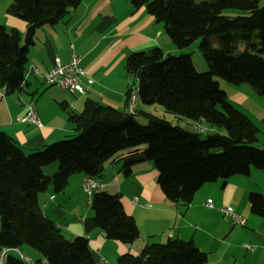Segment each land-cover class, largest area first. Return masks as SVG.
<instances>
[{"label": "trees", "instance_id": "obj_1", "mask_svg": "<svg viewBox=\"0 0 264 264\" xmlns=\"http://www.w3.org/2000/svg\"><path fill=\"white\" fill-rule=\"evenodd\" d=\"M81 0H13L7 11L22 19V35L0 24V85L7 92L20 90L25 79L28 49L35 31L57 23ZM259 0H132L144 5L161 23L171 42L184 48L200 39L199 49L208 71L195 69L190 53L171 55L154 46L132 51L125 61L128 76L127 104L134 88L138 99L134 113L84 100L80 112L69 111L76 134L24 152L0 131V250L29 247L50 264H96L85 236L68 238L46 218L37 203L39 192L52 185L63 191L75 172L99 178L103 163L143 155L157 170V183L171 201L188 204L204 183L234 174L264 169V149L256 145L258 129L249 117L233 106L213 76L233 84H247L264 96V4ZM224 8L246 10L247 15L228 17ZM213 36L216 46L213 45ZM158 105L165 112L195 122H207L219 132L201 138L199 133L171 123L137 105ZM138 108V109H137ZM139 113L145 123L134 119ZM223 132V133H221ZM122 153V154H121ZM118 156V157H117ZM57 162L51 175L43 166ZM128 161L122 164L131 172ZM250 210L264 213V196L249 194ZM93 223L108 239L131 243L139 237L132 215L124 210L119 194L95 190L91 195ZM10 252L3 264H22ZM206 255L191 240L168 239L146 244L138 254L119 255L116 264H205Z\"/></svg>", "mask_w": 264, "mask_h": 264}, {"label": "crops", "instance_id": "obj_2", "mask_svg": "<svg viewBox=\"0 0 264 264\" xmlns=\"http://www.w3.org/2000/svg\"><path fill=\"white\" fill-rule=\"evenodd\" d=\"M12 2L0 0V24L15 27L23 35L25 22L7 11ZM154 46L169 54L178 49L144 5L136 7L132 0H81L57 23L36 29L34 43L28 49L22 87L0 95V131L17 142L24 152H31L74 136L77 132L68 120L69 111L80 112L86 98L127 111L126 57L132 51ZM72 53L80 58L79 65L93 80L87 84L81 79L82 93L43 81L42 75L52 67L55 57L68 62ZM35 69L40 73L36 74ZM218 83L227 100L239 110L242 111L243 102L249 101V115L242 112L257 127L256 145L264 149V96L247 84L233 85L224 80ZM29 106L36 111L41 126L22 119ZM137 107L156 114L148 106ZM153 107L165 114L162 107ZM191 121L195 126L203 124ZM210 130L220 131L211 126ZM122 153L118 159L104 162L101 177L95 179L103 184L100 190L119 194L124 210L135 219L139 237L131 243L108 239L94 225L91 197L88 198L83 188V173L71 174L63 191L56 192L51 185L37 195L41 213L68 238L88 239L96 264H116L117 257L123 253L138 254L146 244L172 238L191 240L205 253V264H264V213L254 214L249 206L251 192L264 196V169L252 168L246 175L234 174L204 183L186 204L171 201L164 195L157 183V170L143 160L142 154ZM128 161L136 162L131 164V172L125 174L121 166ZM57 167V162H52L43 166V172L51 175ZM207 199L212 200V207L206 205ZM223 206H231L244 219V224L224 215L220 211ZM21 251L34 261L41 259L32 248L23 247Z\"/></svg>", "mask_w": 264, "mask_h": 264}, {"label": "built area", "instance_id": "obj_3", "mask_svg": "<svg viewBox=\"0 0 264 264\" xmlns=\"http://www.w3.org/2000/svg\"><path fill=\"white\" fill-rule=\"evenodd\" d=\"M70 47H73L70 44ZM80 58L72 53L70 56V60L68 62H62L58 57H55L53 60L52 67L42 75L43 81L47 85H57L63 88L69 87L78 92H84V88L81 84V79H85L87 84H90L93 80L88 76V72L84 70L80 65ZM35 73L39 74V70L35 69ZM7 93L6 87L0 85V95H5ZM139 101L138 99V89L134 88L131 91V95L129 98V102L127 104L128 111L130 113H134L136 104ZM23 120L30 121L32 123L41 126V121L34 110L33 107L29 106L28 112L22 117ZM198 125V126H197ZM198 130L202 133L205 130V126L203 124L197 123ZM103 187V184L98 182L94 177L85 175L83 179V188L88 193L89 197H91L92 192L95 190H99ZM206 205L208 207H212V200L207 199ZM220 211L228 216L233 222L237 224H244V219L231 207V206H223L220 208ZM245 247L249 248V245L244 244ZM10 252H14L24 261H28L31 264H50L46 259L41 258L38 261L32 260L31 257H27L24 253L17 248H2L0 250V264H3L6 257Z\"/></svg>", "mask_w": 264, "mask_h": 264}, {"label": "rangeland", "instance_id": "obj_4", "mask_svg": "<svg viewBox=\"0 0 264 264\" xmlns=\"http://www.w3.org/2000/svg\"><path fill=\"white\" fill-rule=\"evenodd\" d=\"M263 4H264V0H259L258 6H262ZM222 14L225 16H228V17H233V16H237V15H247L248 13L246 10H241V9H237V8H224V9H222ZM167 38L169 39L168 35H167ZM212 40H213V45L216 46V43H215L216 38L214 36H213ZM199 41H200V39L194 40L189 45L185 46L184 48H182V49L178 48L177 51L171 55H179L181 53H190V55L193 59V64H194L195 69L199 72H206V71H208V67H207V63H206L205 59L203 58L201 51L199 49ZM213 79L217 82H220V84H221V82H223V79L219 76H216V75L213 76ZM219 87H220V89L223 90V87L221 85ZM235 104L237 106H239L238 102H236ZM148 107H150L154 112H156V114L164 116L165 119L170 120L171 123L179 125V126L183 127L184 129L189 130V131H196L197 133H199V136L201 138L205 137L206 135H208L211 132L210 125L207 122H203V125L205 126V130H204V132L200 133L198 128L195 126V123L192 122L190 119L178 117L177 115H174L173 113H169V112H165V114L162 115V113H160V111L157 112L156 110H154L153 105H148ZM241 107H243V108H241L242 111L247 112V115H249V101L247 100V101L243 102V106H241ZM134 119L139 123H143V124L145 123L144 118H142L138 112L134 114ZM150 163L152 164V166H154L153 162H150Z\"/></svg>", "mask_w": 264, "mask_h": 264}]
</instances>
